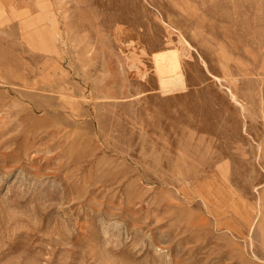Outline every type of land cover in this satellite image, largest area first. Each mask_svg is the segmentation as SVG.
<instances>
[{
  "label": "rangeland",
  "instance_id": "1",
  "mask_svg": "<svg viewBox=\"0 0 264 264\" xmlns=\"http://www.w3.org/2000/svg\"><path fill=\"white\" fill-rule=\"evenodd\" d=\"M0 264H264V0H0Z\"/></svg>",
  "mask_w": 264,
  "mask_h": 264
},
{
  "label": "bare ground",
  "instance_id": "2",
  "mask_svg": "<svg viewBox=\"0 0 264 264\" xmlns=\"http://www.w3.org/2000/svg\"><path fill=\"white\" fill-rule=\"evenodd\" d=\"M168 56L166 54H162V55L160 54L159 57H158V61L160 63H162V64H163V62H167V64H166L167 65V68L166 69L168 71H172L174 73L176 72V75H173L174 74L173 73L172 74L173 75L172 77H170V75L167 76V77H164L165 79H163V85L164 86H168L170 88L171 87H174L175 88V87H177L178 85H180L183 82H182V78H181L179 72L177 73L178 68H179L178 67L179 65L177 63V59H175L174 57H172V56H174V54L171 55L172 58H170V56L169 57ZM161 69H163V68H161ZM162 74H163V72H162Z\"/></svg>",
  "mask_w": 264,
  "mask_h": 264
}]
</instances>
